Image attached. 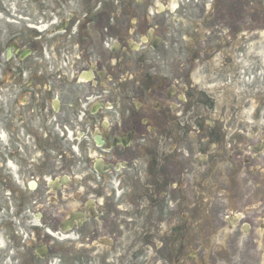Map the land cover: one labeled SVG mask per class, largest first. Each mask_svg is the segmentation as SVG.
I'll list each match as a JSON object with an SVG mask.
<instances>
[{"label":"flooded vegetation","instance_id":"af4514ba","mask_svg":"<svg viewBox=\"0 0 264 264\" xmlns=\"http://www.w3.org/2000/svg\"><path fill=\"white\" fill-rule=\"evenodd\" d=\"M24 2L0 5V264H264V92L235 103L264 17Z\"/></svg>","mask_w":264,"mask_h":264},{"label":"rangeland","instance_id":"374dc122","mask_svg":"<svg viewBox=\"0 0 264 264\" xmlns=\"http://www.w3.org/2000/svg\"><path fill=\"white\" fill-rule=\"evenodd\" d=\"M24 1H29V0H0V5H5V8L10 10L11 14H16V13H23L22 10L18 11L17 8L19 6L24 7L25 2ZM186 1V0H185ZM235 1H240L239 5H235V24L238 22L239 18L242 17H264V0H235ZM11 2V3H10ZM36 11V10H35ZM4 17L2 18L0 15V23L4 24L7 23ZM251 22V21H250ZM249 25V21H247ZM237 26V24H236ZM259 33L258 36L255 38V44L254 45H248L246 48L248 50H261L259 51L258 54H260L259 58L262 60V68L260 72H255V68H250L252 71L250 74H248L246 77H244V82L243 84H240L239 86L235 85V94H243L240 97H235V103H240L242 104V99L244 100V105L242 107V111L244 112H253L254 110V98L258 96V92L262 91L264 92V83L259 85V86H254L252 80L253 76L252 75H257V77L264 79V28L262 29ZM254 38V37H253ZM255 49V50H254ZM249 76V78H247ZM242 98V99H241ZM119 251V249H116ZM117 264V263H116Z\"/></svg>","mask_w":264,"mask_h":264}]
</instances>
